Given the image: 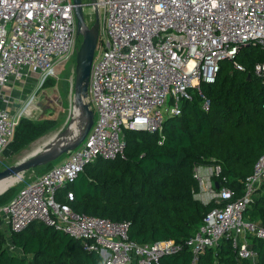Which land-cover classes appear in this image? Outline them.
<instances>
[{"label": "built area", "instance_id": "obj_1", "mask_svg": "<svg viewBox=\"0 0 264 264\" xmlns=\"http://www.w3.org/2000/svg\"><path fill=\"white\" fill-rule=\"evenodd\" d=\"M103 18L90 67L86 102L92 125L77 148L62 162L18 189L0 206V222L18 233L35 221L60 230L97 253L103 264H161V258L184 246L198 254L222 238L241 258L254 260L247 242L251 234L264 240V226L249 222L244 212L264 195V153L246 177L242 193L221 176L218 164L195 166L194 196L214 201L197 231L183 242L173 239L137 243L129 238L127 221L75 212L58 191L72 182L86 164L102 158H124L123 130L160 134L167 115H179L181 101L196 93L204 110L209 99L201 82L213 83L223 60H234L240 46L264 47V0H98ZM74 0H0V96L13 80L35 76L33 96L20 114L0 107V157L13 139L23 111L36 92L57 74L58 65L76 49L79 35ZM237 68L242 69L240 65ZM264 72V64L255 66ZM168 100V107L164 104ZM217 183V187L215 186ZM10 251H18L9 242Z\"/></svg>", "mask_w": 264, "mask_h": 264}, {"label": "trees", "instance_id": "obj_2", "mask_svg": "<svg viewBox=\"0 0 264 264\" xmlns=\"http://www.w3.org/2000/svg\"><path fill=\"white\" fill-rule=\"evenodd\" d=\"M257 64H264V47L254 43L240 46L234 60L220 62L213 83L201 82L210 102L208 110L202 108L196 93L182 100L180 114L164 119L160 143L158 133L124 129L125 157L89 162L58 191L57 199L67 203L70 191L74 198L68 203L75 212L127 221L129 238L137 243L183 242L216 206L212 200L204 203L194 196L198 184L193 168L218 164L226 184L239 196L244 180L264 153V72L255 70ZM57 125L53 117H22L3 154L15 155ZM54 164L45 165L44 172ZM17 191L13 187L0 195V206ZM244 218L264 226L263 194L246 209ZM3 226L0 222V264H103L78 239L42 221L9 236ZM246 239L256 252L253 261L239 257L230 240L222 238L217 246L200 252L196 264H264V240L251 234ZM9 242L18 251H10ZM191 259V251L184 246L160 261L190 264Z\"/></svg>", "mask_w": 264, "mask_h": 264}, {"label": "rangeland", "instance_id": "obj_3", "mask_svg": "<svg viewBox=\"0 0 264 264\" xmlns=\"http://www.w3.org/2000/svg\"><path fill=\"white\" fill-rule=\"evenodd\" d=\"M83 1H89V0H83ZM97 6L99 8V16H100V28L98 35V40H99L103 13H102V8L100 5H98V3ZM93 8H94L93 6L85 7V19L89 24H92L94 21ZM80 39L81 36L79 35V40L77 42L75 52L58 65L57 74L54 78H52L51 84L48 86H43V88L39 89L36 92L34 98L35 99L34 104L32 106H29L30 109L27 110V112L23 111L22 114V117H28L34 120L44 119L46 117H53L57 119L58 125L54 129L49 130L44 135L40 136L39 138L31 142L28 146H26L24 149H22L20 152L16 153L15 155L11 157H5V155L2 154L0 157L1 170L21 161L25 156L24 154L28 152V150H31L33 145L36 144L43 137L58 132L59 130L69 129L73 124L76 123L75 121L76 119H78L77 114L79 115V110L74 105V86L76 79V65H77L76 60H77V53H78ZM31 96H33L32 92L27 97L25 102L19 107L16 113L20 114L22 112L24 106L27 104ZM164 106L168 107V100L165 102ZM73 108L75 109V113H77L74 114V116L72 113ZM64 158L65 155H62L53 163L55 164L60 163L64 160ZM46 169H47L46 166H41V167L32 168L26 171L25 173H23L21 180L14 183L15 190H18L22 186L36 179L38 176L43 174V172ZM197 191L198 188L196 189V192ZM3 227L7 229L6 224H4ZM7 234L9 236V231L7 232Z\"/></svg>", "mask_w": 264, "mask_h": 264}, {"label": "water", "instance_id": "obj_4", "mask_svg": "<svg viewBox=\"0 0 264 264\" xmlns=\"http://www.w3.org/2000/svg\"><path fill=\"white\" fill-rule=\"evenodd\" d=\"M97 1L98 0H74L75 13L77 16L78 24L77 33L81 36L76 60V79L74 86V105L79 110V116L82 120L79 135L66 144L57 147L53 146L46 148L40 153H37L33 156L24 157L18 163L0 170V182L15 177L21 178L23 173L32 168L45 166L49 163L54 162L60 156L77 148L86 137L92 125L94 116L92 109L86 102V97L90 67L93 61L100 28V16ZM86 6L94 7V21L92 24H89L85 19ZM215 186L217 187V183H215ZM13 187L14 184L7 186L3 191L0 192V195L6 193L10 188Z\"/></svg>", "mask_w": 264, "mask_h": 264}, {"label": "bare ground", "instance_id": "obj_5", "mask_svg": "<svg viewBox=\"0 0 264 264\" xmlns=\"http://www.w3.org/2000/svg\"><path fill=\"white\" fill-rule=\"evenodd\" d=\"M32 105H33V102H30V104L26 106L25 112H27V110L30 109L29 106H32ZM72 113H73V116L74 114H77L75 113L74 108L72 110ZM77 117L78 119H76L75 117L76 121L74 119L76 123L73 124L69 129L59 130L58 132L52 133L43 138L41 137L42 139H40L36 144H34L32 149L28 150V152L24 154L25 155L24 157L33 156L45 150L46 148L53 147V146H56V147L61 146L75 139L79 135V131L82 125V120L78 114H77ZM20 180H21L20 177H15V178H10V179L1 181L0 182V192L3 191L7 186L14 184Z\"/></svg>", "mask_w": 264, "mask_h": 264}, {"label": "crops", "instance_id": "obj_6", "mask_svg": "<svg viewBox=\"0 0 264 264\" xmlns=\"http://www.w3.org/2000/svg\"><path fill=\"white\" fill-rule=\"evenodd\" d=\"M35 84L36 78L34 75L18 83L11 80L2 90V95L0 96V107L16 112L30 95ZM254 223L260 224L258 221Z\"/></svg>", "mask_w": 264, "mask_h": 264}]
</instances>
